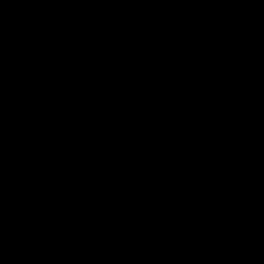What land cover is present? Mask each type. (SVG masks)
<instances>
[{
  "label": "trees",
  "instance_id": "trees-1",
  "mask_svg": "<svg viewBox=\"0 0 264 264\" xmlns=\"http://www.w3.org/2000/svg\"><path fill=\"white\" fill-rule=\"evenodd\" d=\"M0 264H264V0H0Z\"/></svg>",
  "mask_w": 264,
  "mask_h": 264
}]
</instances>
